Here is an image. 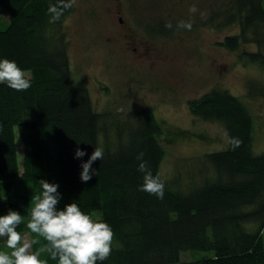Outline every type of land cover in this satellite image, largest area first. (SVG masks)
Segmentation results:
<instances>
[{"label": "trees", "instance_id": "16d2710c", "mask_svg": "<svg viewBox=\"0 0 264 264\" xmlns=\"http://www.w3.org/2000/svg\"><path fill=\"white\" fill-rule=\"evenodd\" d=\"M129 1L136 13L147 9L146 0ZM152 1L159 9L151 6L153 16L142 18L147 19L145 31L171 35L177 25L174 0ZM183 1L175 6L195 3ZM55 3L0 0L8 15L0 29V59L15 61L31 79L25 91L0 83V215L19 212L24 220L17 230H28L31 240H40L33 251L45 245L26 223L32 193L41 192V180H46L59 185L58 209L76 203L112 228V252L97 264H264V150H252L253 120L245 103L222 88L190 101L192 115L220 122L227 137L241 143L205 154L200 163L208 168L200 179L187 188H174L160 173L161 141L172 138L174 131L165 128L147 105L114 112L94 108L87 87L75 80L70 64L66 19L74 5L50 23L48 8ZM207 3L209 13L201 22L199 16L195 24L186 16L184 21L217 29L236 27L218 45L241 50L242 61L264 69V0ZM169 22L171 29L165 27ZM250 45L255 49L245 47ZM246 87L250 97H264V84L250 80ZM98 146L103 147L104 158L93 162L96 173L82 182L81 164ZM77 148L84 150L83 157H75ZM139 153L142 160L136 158ZM141 162L164 180L163 199L138 190L143 183ZM186 250L214 254L180 259V252ZM40 258L58 264L48 253Z\"/></svg>", "mask_w": 264, "mask_h": 264}, {"label": "rangeland", "instance_id": "374dc122", "mask_svg": "<svg viewBox=\"0 0 264 264\" xmlns=\"http://www.w3.org/2000/svg\"><path fill=\"white\" fill-rule=\"evenodd\" d=\"M190 1L195 3L178 7L175 5L181 0H174L177 24L184 16L193 24L199 16L201 22L209 13L207 0ZM145 2L147 9L136 13L129 0H76L66 19L70 64L75 80L87 87L97 111L147 105L165 128L174 131L172 138L161 141L164 156L160 173L181 190L196 183L208 168L203 169L200 163L205 154L228 146L220 122L194 116L189 108L191 100L213 88L226 89L245 103L253 120L252 150H264V97L253 98L246 91L250 80L264 84V69L242 61L238 55L241 50L218 45L224 35L236 31L234 26L217 29L197 23L189 31L174 23L171 35H148L144 25L147 19L142 18H151L152 7H159L152 0ZM193 5L198 9L194 14L189 12ZM7 22L8 15L0 6V29ZM245 47L255 49L253 45ZM21 234L31 240L28 230ZM0 249L10 251L4 238H0ZM213 254L212 250H186L180 252V259Z\"/></svg>", "mask_w": 264, "mask_h": 264}, {"label": "clouds", "instance_id": "9594fccd", "mask_svg": "<svg viewBox=\"0 0 264 264\" xmlns=\"http://www.w3.org/2000/svg\"><path fill=\"white\" fill-rule=\"evenodd\" d=\"M76 4V0H56L50 4L48 13L50 23L60 20L65 10ZM195 5L189 8L190 13H196ZM171 29L169 22L165 25ZM178 28L191 30L190 21H179ZM0 83L7 85L15 91H25L31 87V79L26 75L17 63L9 59H0ZM227 137V133H225ZM228 143L233 147H239L241 141L238 138H228ZM85 155L83 149L77 148L75 157ZM143 153L137 155L142 160ZM104 158L103 147L94 148L88 160L81 164L80 179L88 182L92 179L95 169L93 162ZM139 171L143 173V183L138 190L154 195L159 199L164 197L165 182L159 175H153L144 162L139 165ZM42 191L32 195V207L28 213L27 229L37 237H42L47 243L33 251V244H39V239L29 240L24 238L17 230L23 222L22 215L14 210L0 215V238L5 239V247L10 251L0 250V264H48L46 259H41L42 253H48L52 260L58 264H97V261H105L112 252L114 232L110 225L100 219L93 218L91 214L83 212L73 202L58 209L60 202L59 185L41 180Z\"/></svg>", "mask_w": 264, "mask_h": 264}, {"label": "flooded vegetation", "instance_id": "af4514ba", "mask_svg": "<svg viewBox=\"0 0 264 264\" xmlns=\"http://www.w3.org/2000/svg\"><path fill=\"white\" fill-rule=\"evenodd\" d=\"M121 20V19H120Z\"/></svg>", "mask_w": 264, "mask_h": 264}]
</instances>
